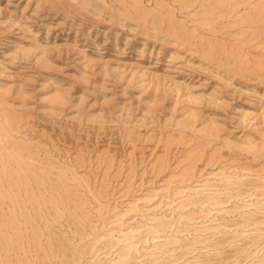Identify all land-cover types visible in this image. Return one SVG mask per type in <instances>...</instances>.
Here are the masks:
<instances>
[{"label": "rangeland", "instance_id": "374dc122", "mask_svg": "<svg viewBox=\"0 0 264 264\" xmlns=\"http://www.w3.org/2000/svg\"><path fill=\"white\" fill-rule=\"evenodd\" d=\"M0 264H264V0H0Z\"/></svg>", "mask_w": 264, "mask_h": 264}, {"label": "bare ground", "instance_id": "6f19581e", "mask_svg": "<svg viewBox=\"0 0 264 264\" xmlns=\"http://www.w3.org/2000/svg\"><path fill=\"white\" fill-rule=\"evenodd\" d=\"M58 98L62 99V97H61V96H58Z\"/></svg>", "mask_w": 264, "mask_h": 264}]
</instances>
